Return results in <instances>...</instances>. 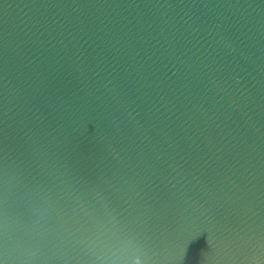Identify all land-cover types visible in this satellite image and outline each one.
Instances as JSON below:
<instances>
[{"label":"water","instance_id":"95a60500","mask_svg":"<svg viewBox=\"0 0 264 264\" xmlns=\"http://www.w3.org/2000/svg\"><path fill=\"white\" fill-rule=\"evenodd\" d=\"M0 264H264V0H0Z\"/></svg>","mask_w":264,"mask_h":264}]
</instances>
